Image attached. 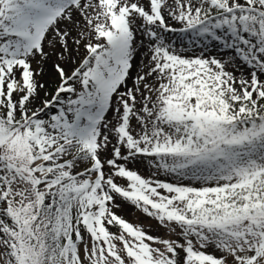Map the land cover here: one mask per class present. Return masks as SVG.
<instances>
[{
    "label": "snow or ice",
    "instance_id": "obj_1",
    "mask_svg": "<svg viewBox=\"0 0 264 264\" xmlns=\"http://www.w3.org/2000/svg\"><path fill=\"white\" fill-rule=\"evenodd\" d=\"M0 264H264V0H0Z\"/></svg>",
    "mask_w": 264,
    "mask_h": 264
},
{
    "label": "rangeland",
    "instance_id": "obj_2",
    "mask_svg": "<svg viewBox=\"0 0 264 264\" xmlns=\"http://www.w3.org/2000/svg\"><path fill=\"white\" fill-rule=\"evenodd\" d=\"M123 215L130 221V222H139L146 228H151L153 234H156L159 230L156 228L155 222L152 221L150 218L144 217L142 214H140L138 211L125 208Z\"/></svg>",
    "mask_w": 264,
    "mask_h": 264
}]
</instances>
